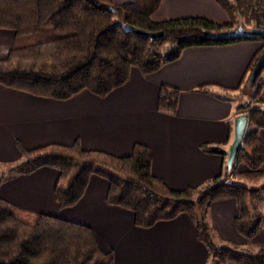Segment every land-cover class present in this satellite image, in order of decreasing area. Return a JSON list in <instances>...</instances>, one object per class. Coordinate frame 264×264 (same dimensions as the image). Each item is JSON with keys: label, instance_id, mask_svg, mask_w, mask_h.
<instances>
[{"label": "trees", "instance_id": "trees-1", "mask_svg": "<svg viewBox=\"0 0 264 264\" xmlns=\"http://www.w3.org/2000/svg\"><path fill=\"white\" fill-rule=\"evenodd\" d=\"M213 1L226 13V26L203 19L155 24L151 18L162 0H134L123 5L110 0H0V31L15 33L8 57L0 61V86L57 102H66L83 92L104 99L129 81L132 70L149 76L178 60L188 49L242 42L262 44L241 86L263 54L264 42L232 34L240 27L261 29L258 15L264 5L261 0ZM132 32L163 37L150 42ZM35 37L40 39L35 41ZM163 44L171 46L168 56L158 50ZM259 80L253 86L250 104L237 110L247 117V125L231 172L226 168L224 150L203 145L200 151L220 157L223 167L217 178L197 188L169 190L152 176L150 156L143 146L135 145L130 157L118 159L100 152H84L78 141L69 147L49 145L33 151L20 147V164L2 173L1 178L52 169L58 173L54 201L66 210L80 201L90 177L95 175L109 185L107 205L131 212L136 227L150 229L185 215L207 251L209 264H264V249L248 255L234 248H217L208 219L212 204L234 201L237 216L233 226L243 240L251 241L264 229V144L258 136L264 131V110L254 107L259 104ZM208 89L201 87L199 91L205 93ZM179 95L175 89L160 87L157 112L174 116ZM240 167L246 171H240ZM0 264H113V257L101 250L90 228L25 212L0 200Z\"/></svg>", "mask_w": 264, "mask_h": 264}, {"label": "crops", "instance_id": "crops-1", "mask_svg": "<svg viewBox=\"0 0 264 264\" xmlns=\"http://www.w3.org/2000/svg\"><path fill=\"white\" fill-rule=\"evenodd\" d=\"M110 1L123 5L134 0ZM178 19H203L219 26L229 23L213 0H162L151 18L155 24ZM14 38V32L0 31V61L8 57ZM261 47L256 42H242L188 49L149 76L132 70L129 81L104 99L83 92L57 102L0 86V200L25 212L90 228L101 250L112 255L113 264H209L207 251L187 216L150 229L138 228L131 212L107 205L109 185L100 177H90L80 201L61 210L54 201L56 171L42 168L4 180L1 174L20 164V147L33 151L49 145L69 147L78 141L84 152L121 159L130 157L133 147L140 145L149 153L152 176L169 190L197 188L221 174L223 160L203 154L200 147L212 145L227 153L233 142L234 120L244 115L237 110L249 105L253 95L248 81L240 83ZM258 85L259 104L254 107L264 110V71ZM162 86L180 93L174 116L157 112ZM201 87L210 89L202 93ZM258 136L264 144V131ZM242 168L240 171H246ZM236 216L234 201L210 206L208 219L216 247L248 255L264 249V229L245 241L234 229Z\"/></svg>", "mask_w": 264, "mask_h": 264}, {"label": "water", "instance_id": "water-1", "mask_svg": "<svg viewBox=\"0 0 264 264\" xmlns=\"http://www.w3.org/2000/svg\"><path fill=\"white\" fill-rule=\"evenodd\" d=\"M136 37L148 40L150 42H157L162 39L163 34H150L144 32H132ZM233 37H240L251 41L264 42V28L263 29H244L242 27L238 28L236 32L232 34ZM264 70V52L257 60L255 67L248 79V86L253 87L258 78L260 77L262 71ZM247 117L241 115L235 118L233 123V142L227 151L226 157V168L228 173L231 172L238 151L244 143V135L246 131Z\"/></svg>", "mask_w": 264, "mask_h": 264}, {"label": "rangeland", "instance_id": "rangeland-1", "mask_svg": "<svg viewBox=\"0 0 264 264\" xmlns=\"http://www.w3.org/2000/svg\"><path fill=\"white\" fill-rule=\"evenodd\" d=\"M230 1L233 2L234 0H230ZM245 1H247V0H245ZM39 39H40L39 37L34 38L35 41H37ZM158 50L162 56H168L171 52V46L169 44H163L160 46V48H158ZM242 169H244V168H242ZM262 170H264V166H263ZM105 175H108V174H105ZM92 177H97V176L94 175ZM261 200H262V206H263V210H264V194L261 196Z\"/></svg>", "mask_w": 264, "mask_h": 264}, {"label": "built area", "instance_id": "built-area-1", "mask_svg": "<svg viewBox=\"0 0 264 264\" xmlns=\"http://www.w3.org/2000/svg\"><path fill=\"white\" fill-rule=\"evenodd\" d=\"M261 2L264 4V0H261ZM258 23L261 29L264 28V11L260 12L258 15Z\"/></svg>", "mask_w": 264, "mask_h": 264}]
</instances>
